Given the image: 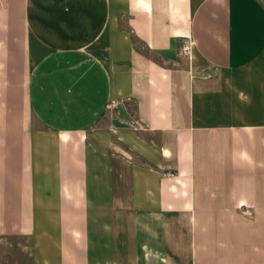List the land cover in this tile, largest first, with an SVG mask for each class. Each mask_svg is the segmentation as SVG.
I'll list each match as a JSON object with an SVG mask.
<instances>
[{
    "label": "crops",
    "instance_id": "0c3cea01",
    "mask_svg": "<svg viewBox=\"0 0 264 264\" xmlns=\"http://www.w3.org/2000/svg\"><path fill=\"white\" fill-rule=\"evenodd\" d=\"M0 235L30 264H264V0H0Z\"/></svg>",
    "mask_w": 264,
    "mask_h": 264
},
{
    "label": "rangeland",
    "instance_id": "374dc122",
    "mask_svg": "<svg viewBox=\"0 0 264 264\" xmlns=\"http://www.w3.org/2000/svg\"><path fill=\"white\" fill-rule=\"evenodd\" d=\"M113 113L112 102H109L98 121L102 122L101 120L111 117ZM0 264H30L29 238L21 235H0Z\"/></svg>",
    "mask_w": 264,
    "mask_h": 264
},
{
    "label": "built area",
    "instance_id": "2783aa9c",
    "mask_svg": "<svg viewBox=\"0 0 264 264\" xmlns=\"http://www.w3.org/2000/svg\"><path fill=\"white\" fill-rule=\"evenodd\" d=\"M189 45H190V41L188 37H184L179 47V54H185L188 56L189 55ZM216 71H217L216 65H210V66H205V67L200 68L197 74L200 77H208L214 74Z\"/></svg>",
    "mask_w": 264,
    "mask_h": 264
}]
</instances>
